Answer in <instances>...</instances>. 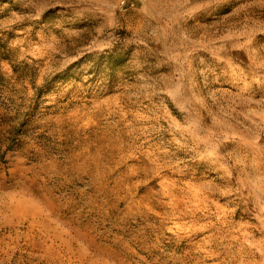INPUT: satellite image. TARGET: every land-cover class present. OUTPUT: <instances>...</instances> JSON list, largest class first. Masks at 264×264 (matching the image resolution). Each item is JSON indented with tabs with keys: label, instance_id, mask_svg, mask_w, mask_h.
I'll list each match as a JSON object with an SVG mask.
<instances>
[{
	"label": "rangeland",
	"instance_id": "1",
	"mask_svg": "<svg viewBox=\"0 0 264 264\" xmlns=\"http://www.w3.org/2000/svg\"><path fill=\"white\" fill-rule=\"evenodd\" d=\"M0 264H264V0H0Z\"/></svg>",
	"mask_w": 264,
	"mask_h": 264
}]
</instances>
